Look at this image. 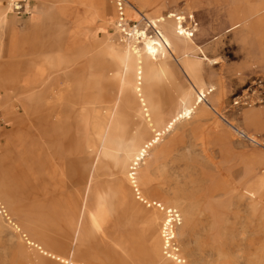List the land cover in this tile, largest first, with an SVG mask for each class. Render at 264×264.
Masks as SVG:
<instances>
[{"label":"rangeland","instance_id":"rangeland-1","mask_svg":"<svg viewBox=\"0 0 264 264\" xmlns=\"http://www.w3.org/2000/svg\"><path fill=\"white\" fill-rule=\"evenodd\" d=\"M236 3L242 31L207 50L219 61L188 77L173 61L171 92L154 102L167 117L166 98L177 97L188 113L134 147L123 136L141 118L125 117L128 132L117 127L105 158L99 115L113 111L121 81L110 62L130 41L117 21L157 44L150 18L172 14L187 32L189 15L207 11L216 27L213 3L35 0L14 17L0 0V264H264V0ZM2 12L20 39L7 35ZM208 32L194 42L207 45Z\"/></svg>","mask_w":264,"mask_h":264},{"label":"bare ground","instance_id":"bare-ground-1","mask_svg":"<svg viewBox=\"0 0 264 264\" xmlns=\"http://www.w3.org/2000/svg\"><path fill=\"white\" fill-rule=\"evenodd\" d=\"M210 1L213 3L212 8L217 10L218 17L221 19L218 21V25L216 27H213L211 20L208 19L209 16L206 14L207 11L203 12L204 15H199V13L189 15L195 23L194 32L199 30L203 33L205 31L208 32L209 29H213L215 31L211 36L212 40L207 45L193 49L192 47H188L187 50H184L179 55L176 54V51L172 52L168 47L172 48L175 46L173 38L177 31L174 24L167 23V20L171 19L172 22L174 20V17L171 14L170 18L166 21L163 19L157 20L155 17L152 18L153 25H151L155 28L153 30L157 35L156 45L158 47L154 44H147L146 35H142V37L138 40L132 38L128 43H126L122 53L114 56L110 62V66L114 71L113 77L117 81H121L118 83V100L115 103L113 111L99 115V127L102 128L100 135L101 155L103 157L106 158L109 154L111 139L114 136L117 127L122 124L123 133L128 132V130H126L127 122L124 123L125 125H123L122 122L125 120V117L128 118L129 115L132 117H134V115H140L139 117L141 118V124H135L134 131H130V133L124 134L123 136V140L128 142L127 145L131 147H134L139 141H147V138H144L143 136L144 132L152 133L154 131L166 130L171 127V123H168L169 125H167V127L164 123H161L163 112L159 111V109L157 110L153 102V83L155 81L153 58L158 52H160V50H166L167 52L170 50V53L175 56L176 62L183 61L184 64H186L187 69V72L185 70L184 72L188 76V72L191 69H194L197 65L199 67V64L203 67L204 62L209 64L217 63L219 61V56L217 58H210L207 55V50L210 48H219L223 44L224 36H226L227 33L232 32L233 34H239L242 31L241 16L239 15V9L236 3L238 0ZM228 4L231 5L227 6ZM137 14L138 17L141 16L139 11ZM250 16L251 15H248V18H250ZM1 17L2 20H5L7 17L6 13L2 12ZM263 19L264 18H262V20ZM243 23L246 25L249 24L246 18ZM218 85L219 88L224 85L221 77L218 78ZM216 94L217 100L220 101L221 95H223L221 94V90H218ZM129 96L133 98L132 101L128 98ZM196 98L199 102L200 99H198V97ZM120 102H123L127 107L126 114L121 113L119 106ZM171 104V116H175L178 114V110L181 105L176 104V106H174V103ZM181 113H188L187 108L185 107ZM244 117L247 120L258 123L256 115L252 112L245 113ZM246 137H248L251 141H255V139H253L254 137L251 135ZM121 164L123 165V163L117 162L116 166L119 167ZM261 173H264V170H261ZM258 179L261 184H264V178L258 177ZM97 204H95V210L100 203L97 202ZM89 221H91V219Z\"/></svg>","mask_w":264,"mask_h":264},{"label":"crops","instance_id":"crops-1","mask_svg":"<svg viewBox=\"0 0 264 264\" xmlns=\"http://www.w3.org/2000/svg\"><path fill=\"white\" fill-rule=\"evenodd\" d=\"M107 8H108V5L107 4H102L103 11H106ZM118 13L119 14L120 13H125L128 17L133 16L132 13H131V11H129V9L126 8V7L123 8V6L118 7ZM36 17H37V15H33L31 17V20H35ZM164 18H166V17H164ZM168 19H169V17H168ZM150 20H152V19L150 18ZM175 20L176 19H174L173 22L171 21V19L170 20H167V23L174 24L175 29L177 31V33L174 35V38H173V40L175 41V46H173L172 48L171 47H168V48L172 52H175L176 51V54L177 55H179L184 50H187L188 47H192V49L193 48H199L200 45L196 44L194 42V40H193V37L195 35V32H194V27H193V21H192V19L190 18V20H188L189 23H190V25H191V28L189 30H187V32H182L181 31V28H178V26H177L179 24V22L177 20L176 21ZM180 22L183 23L182 20ZM4 25H5L6 28H8L7 29L8 30L7 35H9L12 40H13V38L15 39V37L17 35H19V39H20V35L22 34L21 33L22 30H19L14 25V23H10L7 18L4 21ZM146 43L147 44H154V45H156V43H154V42L151 43V41H148L147 39H146ZM19 46L21 48H23V45L22 44H19ZM170 50H169V52H167L166 50H160L161 57L164 58L166 56L165 54H167V56H168V60H166L165 62L160 61V59H162V58H158L157 57L158 54L156 56H154V58H153V66H154V74H155V76H154L155 77V81L153 83V86H154L153 87L154 88L153 89V96H154L153 102L158 101L159 98H162V97H164L165 95H168L171 92V91L169 92V86H168V83L169 82H168V78L170 77V75H173V73L177 70V68L173 64V61H175V56H173L170 53ZM203 52H204V50H203ZM161 83H163L164 86L166 87L164 90L161 88L162 87L161 86L162 85ZM193 88H194L193 90H195V92H197V96L196 97H198V99H200L199 102H203V98H205V97L203 96L202 92H200L195 87L194 84H193ZM128 98L130 99V101L133 100V98H131L130 96ZM171 101L174 103V106H176V104H180L181 105L180 106V109L178 110V114L180 113V111L182 112V110L185 108L184 100L183 99L180 100L177 97H176V99H174L173 97L166 98V103H168V105H170L171 108H172V104H171L172 102ZM203 104L205 105V103H203ZM7 114L10 115L9 113H7ZM178 114L175 115V116H171V114L168 115L167 117L162 116L161 123H164L165 126L169 125L168 123H171V127L172 126L174 127L175 123L178 121ZM169 129H170V127L167 128L166 131H169Z\"/></svg>","mask_w":264,"mask_h":264},{"label":"built area","instance_id":"built-area-1","mask_svg":"<svg viewBox=\"0 0 264 264\" xmlns=\"http://www.w3.org/2000/svg\"><path fill=\"white\" fill-rule=\"evenodd\" d=\"M120 3H124L125 0H118ZM35 0H5V9L6 13L9 15H12L14 17H24L30 15L32 9H33V4ZM117 27L120 30V33L126 40H131L132 37L134 36L133 32V27L134 26H129V22L125 20H118L117 21ZM136 37H139V35H136ZM2 121V118L0 117V122ZM0 211H4L3 206L0 203ZM4 213H1V215H4ZM171 218L172 213L170 212ZM173 220V219H172Z\"/></svg>","mask_w":264,"mask_h":264}]
</instances>
